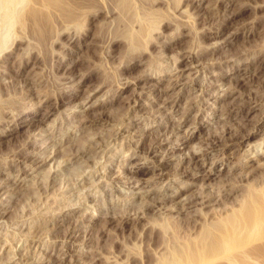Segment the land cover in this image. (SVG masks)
Listing matches in <instances>:
<instances>
[{
  "label": "rangeland",
  "instance_id": "374dc122",
  "mask_svg": "<svg viewBox=\"0 0 264 264\" xmlns=\"http://www.w3.org/2000/svg\"><path fill=\"white\" fill-rule=\"evenodd\" d=\"M19 15L0 47V264H163L219 218L191 193L226 189L219 209L264 189V0ZM243 244L208 264H264V236Z\"/></svg>",
  "mask_w": 264,
  "mask_h": 264
},
{
  "label": "bare ground",
  "instance_id": "6f19581e",
  "mask_svg": "<svg viewBox=\"0 0 264 264\" xmlns=\"http://www.w3.org/2000/svg\"><path fill=\"white\" fill-rule=\"evenodd\" d=\"M23 1L24 0H0V47H2V45L7 40L9 29L12 23H15V21L18 19L20 20L19 13L21 11ZM3 47H5V45ZM2 48H0V50ZM262 191L257 194L249 195L248 198L244 197V200L242 199V201L239 203L236 201L238 203V207L236 206V208L231 206V202H229L231 203V205L228 203L231 206L229 208L228 205L226 206L227 202H225L223 204L224 206L221 207L223 208V211L219 210L221 208L216 209L213 206V202H211V200L213 199V197H215L217 199H223V201H225V199L228 197V192L226 191V189H224V194L220 193L221 195L212 194L208 192L205 194L198 195L200 194V192H198L197 196L196 194L191 193L190 195L192 197L188 198V202L192 203V201L195 200L196 203H199V207L203 208L207 206L208 208H205V210H203V214L208 217L210 215H216L219 216V218L212 221V223L208 222L207 225H198L199 230L196 231V233L194 232L196 236L182 242L181 244L183 245L181 247L171 249V255L173 254L174 258L170 259L171 261H165L163 264H208L212 262V260H216L217 258L231 252L236 248L243 247V245H245L243 243H249L254 237H263L264 189ZM161 199L163 200L164 197ZM161 199L159 200L158 198L160 202L156 204L157 209L160 210V213L162 212L165 214L167 212L169 213V211L172 210L179 213V210H181V206L180 204H178L180 200H173L175 198L172 197V199H170L171 202L169 204H165L166 202L161 201ZM202 208L200 209L201 211ZM193 220L195 219H191V221ZM195 222H193V224L197 223ZM193 228L195 230V227ZM198 255H202L203 258H197Z\"/></svg>",
  "mask_w": 264,
  "mask_h": 264
}]
</instances>
